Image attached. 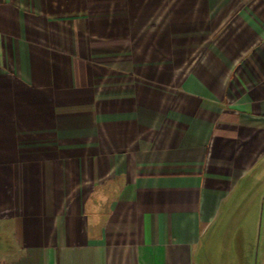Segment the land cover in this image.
I'll use <instances>...</instances> for the list:
<instances>
[{
	"label": "crops",
	"instance_id": "1",
	"mask_svg": "<svg viewBox=\"0 0 264 264\" xmlns=\"http://www.w3.org/2000/svg\"><path fill=\"white\" fill-rule=\"evenodd\" d=\"M260 163L264 0H0V264H264Z\"/></svg>",
	"mask_w": 264,
	"mask_h": 264
},
{
	"label": "rangeland",
	"instance_id": "2",
	"mask_svg": "<svg viewBox=\"0 0 264 264\" xmlns=\"http://www.w3.org/2000/svg\"><path fill=\"white\" fill-rule=\"evenodd\" d=\"M256 169H264L263 165L261 166V163L259 165H257L255 167ZM255 171V170H254ZM262 198V200H261ZM261 198L259 200V202L257 203V206L256 207H252V209L250 210L249 208H239L237 207V210L235 211V209H233L235 212H233L234 214L235 213H252L253 215H255V222H254V226H255V229H254V233H255V240H254V247H257L258 246V243H259V235H260V231H261V234L264 233V190L261 192ZM225 213V212H224ZM227 213V212H226ZM261 221H262V224H261ZM261 226V228H260ZM260 244H261V247H263L264 245V241L263 240H260Z\"/></svg>",
	"mask_w": 264,
	"mask_h": 264
}]
</instances>
